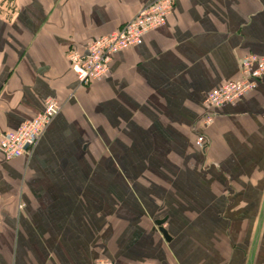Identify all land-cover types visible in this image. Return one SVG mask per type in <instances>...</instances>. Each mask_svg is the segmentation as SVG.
I'll return each instance as SVG.
<instances>
[{
    "label": "crops",
    "instance_id": "1",
    "mask_svg": "<svg viewBox=\"0 0 264 264\" xmlns=\"http://www.w3.org/2000/svg\"><path fill=\"white\" fill-rule=\"evenodd\" d=\"M152 1L12 0L0 18V132L60 104L26 156H0V264H264V81L201 127L207 91L264 55V0H173L80 83L67 48Z\"/></svg>",
    "mask_w": 264,
    "mask_h": 264
},
{
    "label": "built area",
    "instance_id": "2",
    "mask_svg": "<svg viewBox=\"0 0 264 264\" xmlns=\"http://www.w3.org/2000/svg\"><path fill=\"white\" fill-rule=\"evenodd\" d=\"M172 7L173 0H154L113 31L89 41L83 49L68 47L66 60L76 79L83 84L102 80L109 73L113 56L141 43L147 31L162 26ZM238 72L237 78L226 80L207 91L204 98L206 111L201 121L203 130L211 124L215 111L221 105L234 103L253 89L257 81H264V55L248 54L240 60ZM59 110L60 104L54 98L48 97L43 102L42 110L36 115L23 121L14 130L0 132L2 159L26 156ZM205 144V135L201 131L195 135L194 145L202 149ZM92 264L114 263L108 259H96Z\"/></svg>",
    "mask_w": 264,
    "mask_h": 264
},
{
    "label": "rangeland",
    "instance_id": "3",
    "mask_svg": "<svg viewBox=\"0 0 264 264\" xmlns=\"http://www.w3.org/2000/svg\"><path fill=\"white\" fill-rule=\"evenodd\" d=\"M3 12V13H2ZM14 12V4L12 2V0H0V18H4V19H8V17H11L13 15ZM68 49V48H67ZM67 51V50H66ZM65 57H66V53H65ZM55 118V117H54ZM53 118V119H54ZM52 119V120H53ZM51 120V121H52ZM50 121V123H51ZM50 123L43 129V131L40 134V137L44 134V132L46 131V129L49 127ZM39 137V138H40ZM38 141V140H37ZM36 145V144H35ZM195 146V145H194ZM34 148V147H33ZM32 148V149H33ZM31 149V150H32ZM23 157V156H22ZM21 206H18V209H20Z\"/></svg>",
    "mask_w": 264,
    "mask_h": 264
},
{
    "label": "water",
    "instance_id": "4",
    "mask_svg": "<svg viewBox=\"0 0 264 264\" xmlns=\"http://www.w3.org/2000/svg\"><path fill=\"white\" fill-rule=\"evenodd\" d=\"M163 221L160 220V221H156L155 222V225L158 227L157 228V231L161 234V236L166 239V233L163 229H161V225H162Z\"/></svg>",
    "mask_w": 264,
    "mask_h": 264
}]
</instances>
